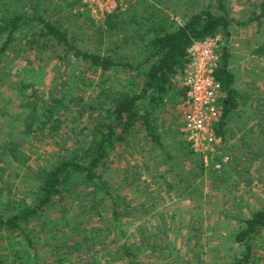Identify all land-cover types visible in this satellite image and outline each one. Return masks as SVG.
Segmentation results:
<instances>
[{"label":"trees","instance_id":"16d2710c","mask_svg":"<svg viewBox=\"0 0 264 264\" xmlns=\"http://www.w3.org/2000/svg\"><path fill=\"white\" fill-rule=\"evenodd\" d=\"M165 1L130 0L126 15L119 10L106 15L103 26L97 30V42L112 43V46L100 52L85 48L57 19L45 16V10L39 9V0H0V71L7 65L11 52L27 49L40 55L57 48L61 53L57 54L58 59L70 56L98 72L99 78L93 98L95 106L82 105V112L88 108L94 112L99 110L87 133L64 148L53 163L34 168L28 165L29 158L21 140L34 138L44 130L49 135L54 134L59 125L55 110L63 106V95L57 97L51 90L37 89L33 82L24 79L17 82L19 104L8 124L19 126L20 130L16 135L10 130L7 139L0 138V181L6 165L24 167V172L13 174L25 183L27 192L18 197L13 195L0 204V264H5L4 250H8L15 264H39L28 225L48 211L57 214L44 221L48 228L42 226L45 244L55 257L52 264H75L66 261V255L79 249H84L85 258L83 263L77 264H95L96 250L92 242L100 236L101 230L93 226L92 221L109 216L115 227L133 210L151 208L149 198L132 206V199H127L117 189L111 191L103 179L102 169L110 155L131 143L139 145L135 153L144 171L151 179L157 178L158 195L170 194L190 200L202 198L204 180L217 182V187L235 179L242 180L244 172L249 170L251 157L258 156L253 149L255 145L259 153L264 151V109L261 110L264 97L256 98L236 88V75L231 66L230 27L245 23H234L228 0H195L201 2L199 9L185 15L177 24L163 6ZM77 3L78 0H57L56 5L70 9ZM262 20L264 0H259L258 13L247 22H255L260 28ZM216 34L221 35L223 42L217 49L214 70L219 83L217 105L221 108L214 130L221 139L222 153L228 156L219 170L204 166L200 156L190 149L181 131V112L179 124L174 127L170 122L164 125L162 119L169 106L180 107L185 95L180 82L188 62L187 48L194 40ZM124 48H128L130 54H120ZM252 54L264 56V44L256 46ZM125 72L136 73L135 85L119 78L118 74ZM75 99L78 103L83 101ZM241 107L248 109L240 125L242 128L239 126L242 134L229 144L230 118ZM137 179L129 180L126 176L124 183L131 189ZM138 193L137 186L132 188V194ZM237 220L239 225L231 240L237 252L228 264H249L256 243L264 239V207ZM195 230L200 231V228ZM154 243L147 245L151 252L157 250ZM118 253L116 259L140 264L127 243L119 245Z\"/></svg>","mask_w":264,"mask_h":264},{"label":"rangeland","instance_id":"374dc122","mask_svg":"<svg viewBox=\"0 0 264 264\" xmlns=\"http://www.w3.org/2000/svg\"><path fill=\"white\" fill-rule=\"evenodd\" d=\"M129 2L130 0H126L127 7ZM258 2L259 0H228L227 5L234 23H245L231 25L229 46L233 55L231 66L237 80L244 86L254 83L261 91V97H264V56L257 57L252 54L256 46L264 44V20L260 28H257L255 22H247L258 13ZM56 3L57 0H39V9L45 10V16L51 15L53 19H57L62 28L85 48L100 52L111 48L112 43L97 42V30L103 26V19L93 18L86 8H80L78 4L70 9H61ZM200 4L201 2L195 0H166L163 6L179 24L185 15L198 10ZM127 7L119 12L126 15ZM59 53L57 48L49 49L40 55H35L27 49L11 52L6 61L7 65L0 71L1 139H7L10 130L14 135L20 130L19 126L8 124L9 118L17 112L19 104L15 87L17 82L24 79L33 82L37 89L51 90L57 97L63 95V106H57L55 110L59 125L54 134L49 135L44 130L34 138L21 140V146L29 158L28 165L32 168L53 163L55 158L63 154L64 148L83 138L91 120L99 113V110L94 112L89 108L82 112V105L95 106L93 98L97 92L98 72L81 65L70 56L60 60L56 57ZM120 54L130 53L128 48H124ZM135 75V72L118 74L124 83L129 80L134 85L137 81ZM75 98H82L83 101L78 103ZM71 99L75 100L70 101ZM263 109L264 105L261 110ZM179 112L180 107L169 106L162 114L164 125L169 122L173 127L178 125ZM81 129H84L83 133ZM240 135L236 132L227 136L229 144L234 143ZM16 140H19V137H16ZM138 147V144L131 143L123 150L112 153L102 169L103 179L111 191L117 189L127 199H132V206L149 198L148 206L151 208L138 212L133 210L115 227L111 225L109 216L104 220L94 219L93 226L101 230L100 236L92 242V247L96 250L93 255L95 264H127L116 259L119 255V245L122 243L128 244L140 264L230 263L237 252V247L231 241L233 232L239 225L237 218H245L252 211L264 207V151L259 153L258 146L255 145L253 149L258 152V156H250L249 170L244 172L242 180L235 179L218 187L217 182L204 180L202 198L190 200L188 197L175 198L170 194L158 195L157 178L151 179L144 171V165L135 153ZM1 164L3 165V162ZM5 167L0 181V204L13 195L18 197L26 191L25 183L13 174L22 173L25 168H15L14 164ZM126 176L129 180L138 178L131 185V189L124 183ZM136 186L139 195L132 194V188ZM143 188L146 189L141 192ZM151 197H156V200L150 199ZM56 215L52 211L39 214L28 225L39 264H52L55 258L45 244L46 234L42 226L48 228L44 221ZM108 225L110 227L106 229L105 226ZM198 227L200 231L195 230ZM152 242H155L157 250L151 252L147 245ZM8 247L10 248L9 245ZM84 252V249L71 252L66 255L65 260L75 264L83 263ZM3 258L5 264H15L8 250H4ZM249 264H264V239L256 243Z\"/></svg>","mask_w":264,"mask_h":264},{"label":"built area","instance_id":"2783aa9c","mask_svg":"<svg viewBox=\"0 0 264 264\" xmlns=\"http://www.w3.org/2000/svg\"><path fill=\"white\" fill-rule=\"evenodd\" d=\"M95 19L125 9L126 0H78ZM223 40L220 34L194 40L187 48L188 62L181 76L185 95L181 100V131L193 153L200 156L204 166L219 170L228 156L221 151V139L214 126L221 115L217 105L219 83L214 77L217 49Z\"/></svg>","mask_w":264,"mask_h":264},{"label":"crops","instance_id":"0c3cea01","mask_svg":"<svg viewBox=\"0 0 264 264\" xmlns=\"http://www.w3.org/2000/svg\"><path fill=\"white\" fill-rule=\"evenodd\" d=\"M235 86L240 91H246L247 93H252V95L255 96L256 98H263V96L261 97V91L258 90L257 86L255 87L254 83H252V82L249 84L247 83L244 86V84L242 82H239V80H237V77H236ZM245 110H244V108L241 107V108L237 109L235 114H233L231 116L228 128L231 131L232 135H234V133H236V132H239L240 134H242L243 129L242 130L239 129V126L241 125V122L245 118L244 115H246L248 113V109L246 111ZM248 124H251V123L248 121ZM240 128H242V127L240 126Z\"/></svg>","mask_w":264,"mask_h":264}]
</instances>
